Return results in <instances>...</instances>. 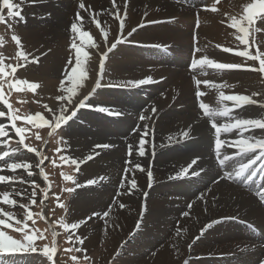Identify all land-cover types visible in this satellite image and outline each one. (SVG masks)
<instances>
[{"label":"bare ground","instance_id":"obj_1","mask_svg":"<svg viewBox=\"0 0 264 264\" xmlns=\"http://www.w3.org/2000/svg\"><path fill=\"white\" fill-rule=\"evenodd\" d=\"M187 1L195 5L209 2ZM12 2L19 4L18 10L24 17L23 20L17 16L13 18L14 34L24 56L22 68L16 71L13 83L15 88L33 91L38 102L35 115L57 126L45 104L59 115L60 106L71 100L65 114L68 115L76 101L87 97L84 100L86 106L77 110L78 118L75 116L66 122L68 129L64 137L69 157L80 159L79 185L70 203L69 223L78 224L75 230L83 240L82 247L91 248L102 236L125 230L127 234L118 237L117 247L126 243L128 235L135 236L129 240L131 246L123 249L124 257L133 251L132 256L121 257L123 264H264V205L259 200V191L255 182L248 184L245 178L236 181L219 179L224 169L214 159L215 131L209 117L198 109L193 77L198 76L202 82L198 87L204 91L202 101L211 108L229 107L225 101L223 105L219 103L220 92L249 96L257 102L230 113L233 118L244 119L264 118V108L260 107L264 103V80L259 72L216 71L199 64L193 71L188 69L197 14L200 26L196 61L207 58L242 62L218 48V45H239L237 32L228 26L234 25L231 18H235L237 28L247 29L251 40L257 38L260 56L264 59V20L261 19L264 16L253 17L249 23L245 11L248 5L264 4V0H221L213 13L196 11V8L181 9L182 6L166 0H115V4L113 0ZM81 3L84 8L80 7ZM3 11L0 0V14ZM171 17H176L177 23L145 25L130 33L141 24ZM255 20L257 25L254 27ZM73 23L79 28L76 33L71 31ZM74 41L81 49V66L73 81L68 77L72 76L75 67ZM214 41L216 47L211 45ZM128 42L165 45L170 52ZM112 44L116 46L109 51ZM105 53L101 72V57ZM148 77L155 81L154 85L118 86ZM205 81L209 83H203ZM97 83L99 87H96ZM31 84L37 87L33 89ZM222 84L227 87L215 86ZM3 95L0 89V96ZM58 96H63L64 100H58ZM0 105L6 110L5 100ZM100 107L109 108L113 114L103 112L104 116H100ZM116 112L120 115H115ZM141 115L151 119L141 120ZM216 121L233 122L225 116H217ZM13 123L10 118L0 119V126H6L3 129L7 133L2 138L20 139ZM144 131H148L143 144L145 155L131 153L127 156V144ZM122 132L124 135L121 136ZM183 132H188V136L184 137ZM240 133V129H233L225 137L227 140L234 135L259 139L264 136V129L250 128L243 130L242 136ZM169 137L173 139L170 141ZM103 142L114 147L102 151L95 147ZM23 146L25 144H21ZM21 147L11 150L8 156L1 149L0 155L11 159L21 155L35 158ZM90 155L93 158L84 163ZM197 157L196 164L189 167ZM245 159L246 155L236 156L228 166L237 163L236 167ZM182 168L188 169L187 174L177 177ZM200 168L203 171L199 176L192 174ZM8 169L2 165L0 174L5 176ZM19 171L29 180L19 182L17 187L27 191L32 190L29 181L43 178L37 168L29 169L32 176H25L24 169ZM148 171L152 172L151 183ZM122 172L126 174V185L120 189L117 185ZM133 179L136 189L130 187ZM91 180L95 183H89ZM7 184L0 182V195L7 192L11 197L15 186ZM260 187H264V180ZM117 190H120L118 196L115 195ZM128 190L133 196L127 194ZM113 196L117 197L114 203ZM119 203L126 206L120 208ZM0 209L3 210L0 216L10 212L2 203ZM239 221L258 228L259 233ZM209 224L212 225L210 228L207 227ZM14 263L18 264L16 260Z\"/></svg>","mask_w":264,"mask_h":264},{"label":"rangeland","instance_id":"obj_2","mask_svg":"<svg viewBox=\"0 0 264 264\" xmlns=\"http://www.w3.org/2000/svg\"><path fill=\"white\" fill-rule=\"evenodd\" d=\"M6 15V21H9L7 23H0V89H2L4 93L3 96H0V104L6 100L9 102V105L7 103L6 110L0 105V111L4 112V115L0 116V119L5 117L7 119L19 117L18 119H13V122L17 128L25 129L23 133V144L35 148L36 152L29 151L25 146L21 147V144L19 143L20 139L2 138V136H0V150L2 149L6 156L9 155L11 150L16 151V148L21 147L35 157L31 158L23 155L13 159L7 157L4 160H0V162H2L0 167L3 165V167L10 168L8 165L13 162H28L32 165L31 168L39 169L42 172V176L40 177H43L46 180L42 178V180L39 179L38 181H34L30 178V189L32 190L27 191L23 187L17 186L19 182L29 180V177L24 178V175L21 174L19 169L15 171H10V169H8L6 171L7 173L5 176H15L20 179L4 182L5 184L8 183L7 185L15 186V189H12V196L10 198L16 200L17 203L15 205H7L0 202L4 207H8V210L11 213H15L10 221L13 226L8 227L0 225V231L12 239L20 241L25 249L28 248L29 243L25 236V233L27 232L28 235L35 237L31 243L37 251L21 250L15 253L0 252V264H15V260L18 264H123L121 262L122 256L123 259H125L126 257L133 255V251H131L126 257H124L125 251H123V249L125 248V250H127V248L131 246L129 240H131L135 234L132 235V238L128 235L126 243H123V245L119 244L117 247L116 243L118 237L127 233L125 230H121L119 233L114 231V235L102 236V238L97 240L93 247L84 249L79 242V239H77L80 238L77 231L71 228L69 223V211L71 209L70 203L78 189L77 186L79 185L78 175L80 159L78 158L75 160L77 163H72L74 159L70 158L67 152L66 139L64 137H66L65 131L68 129V125L64 123L55 126L53 124L44 123L43 120H40V116L35 115V112L37 111L35 108L38 106V102L34 98L33 91L29 88L21 89L14 87L13 82H15V73L17 70H21L24 58L21 55L20 43H17V41L13 39L15 34L12 17H9L7 12ZM17 65H20V67H17ZM155 90L158 92V89L155 88ZM162 93L163 92H161V94ZM32 107H34V109ZM134 116L135 114L132 118H134ZM128 123L130 124V122ZM81 124L82 123H78V125ZM0 128H6V126L3 125L0 126ZM123 132L121 133V136L127 131ZM237 137L241 138L237 135L232 136V138ZM232 138L228 141L232 142ZM225 139L226 137L223 138V140ZM140 140V135H135L133 139L130 140L126 146L128 151V153L126 152L127 156L130 155V148L131 153L138 155L137 152ZM100 144H106V142ZM102 150L105 149H101V151ZM224 150L228 154L231 153V150L227 149V145L223 146L221 153ZM92 151L93 150H90V152ZM37 153H40V155H37ZM234 158H231V160ZM41 160H43V163H41ZM83 162H88V159H84ZM27 174L26 171L25 176ZM121 176L123 178L121 177V181L117 185L120 189L122 188L120 186L122 183L124 186L126 185V179L124 178L126 174L122 172ZM68 177H71L72 179H68ZM34 188L36 191V204L31 205L28 197ZM68 189H71V191H68ZM119 191L120 190H117L115 192L116 196L119 195ZM17 192L24 193V196L16 195ZM127 194L133 196L131 190H128ZM116 196H113L112 203L116 201ZM21 204L30 205V210L33 213L32 219L36 221L35 225L32 224V220H27L26 227L23 224L17 223V221H23L26 219L27 210L21 208ZM110 204L108 205V208L112 205ZM37 213H41L45 218L37 216ZM106 217H109V214H107ZM4 220L7 225L9 219L5 216ZM63 225H67V227ZM17 228L20 230H17ZM33 228L39 229L40 232H43L44 238L41 239L39 232H34ZM53 233H55V235ZM69 235H72V241L68 240ZM45 248L51 250V260L44 254ZM76 249H80V251H77ZM146 252H149V249H147ZM185 260L187 261L188 258H185Z\"/></svg>","mask_w":264,"mask_h":264},{"label":"snow or ice","instance_id":"obj_3","mask_svg":"<svg viewBox=\"0 0 264 264\" xmlns=\"http://www.w3.org/2000/svg\"><path fill=\"white\" fill-rule=\"evenodd\" d=\"M216 2L218 3L219 0H216ZM113 3L115 4V0H113ZM19 4L17 3H13L12 0H2V8L3 9H8V16L9 17H16L19 16L21 20L24 19L23 16L20 15V11L19 9ZM81 8H84V4L81 3L80 4ZM256 8H264V4H250L246 7L245 11L247 12V21L249 23L252 22L253 20V15L252 12L254 9ZM215 10V9H213ZM119 18V17H117ZM95 19V18H94ZM233 19L234 25L235 26H239L236 21L235 18H231ZM262 20H264V17H261ZM0 21H4V16L0 15ZM97 27H99V23H97ZM123 27V21L121 20V28ZM257 31H259L260 29H256ZM71 31L73 33H76L79 31V28L77 27L76 23H73L71 26ZM101 31L103 32L104 29H101ZM132 31H135V29H133ZM241 32H244L245 35H247V29L246 28H240ZM130 34V33H129ZM13 39H15L17 41V43H19V39L15 36H13ZM89 39H91V37H89ZM106 42V41H105ZM242 42L247 45L248 41L247 39H243ZM93 47H98V45H92ZM116 45L113 44L112 48H114ZM72 47L76 50V60H75V67L74 69H72V76H69L68 79L69 80H73L75 78V74L76 71H78L80 69L81 66V60H80V52L81 49L79 47H77L75 41L72 44ZM218 47H220L218 45ZM111 49H109L110 51ZM197 51H199V49H196ZM224 51H231V49L229 48H224ZM239 55L242 56H249V58L251 59H256V56H251L248 52L244 51V52H239ZM21 55H23V53H21ZM85 56L87 55L86 53L84 54ZM258 55H261L258 53ZM106 58V53L102 55L101 57V72L103 71V59ZM197 64H199L201 67L207 65L210 66L214 69L217 70H222V69H229V68H236V67H240V65H234V64H226V63H217L214 62L213 60L207 59V58H203L199 61H194L191 65V67L193 69H195L197 67ZM17 67H20V65H17ZM260 71L264 72V59H260ZM193 79L195 80V77H193ZM154 81L151 79V77H148L146 79H141L138 81H128L125 82L121 85H118L119 87H139L142 85H146V84H150L153 83ZM196 84L199 86L202 82L199 80H195ZM203 83H209V82H203ZM31 88H36L37 85L36 84H31L29 85ZM99 83H97L96 87H99ZM109 87H111L112 85H108ZM218 88H223V87H227V85H215ZM68 91H72V89H68ZM197 95L198 96H202L204 95L203 92L199 91V88H197ZM253 95H256V93H253ZM58 100H64L63 96H58L57 97ZM87 97L84 98V100H86ZM84 100H79L75 102V107L72 109L71 113L68 115H65L68 112V105H70L72 103L71 100L68 101V104H62L60 106V114L58 115L56 111H53L52 109L48 108L47 105H44V107L52 113V118L55 121L56 125L58 126L60 123H66L68 120H71L73 117L76 116L77 114V110L79 108L85 107V103ZM223 101H233L234 102V106L235 107H239L242 104H253L256 103L255 101H253L250 97L248 96H243V95H236V96H232V95H225L223 92H220L219 94V103L221 105H223ZM6 102V101H5ZM199 107L201 109H203L204 114L206 116L209 117L210 121H211V127L213 129H215V143H214V151L216 154V158L218 161V164L221 166V168L224 169V171L222 172V175H220L219 179L220 180H226V181H236L242 178H246V174L248 177H250L253 174V171H250L251 166L255 165L257 163L258 160H262L264 159V136H262L261 138L257 139V138H253L252 140H249L248 138H239L236 139L235 141H228V140H222L221 137V133H228L231 132L233 129H240L241 133L240 135L242 136V132L245 129H255V128H260V129H264V118H248V119H243V118H233L230 116V109L227 106H222L221 108H211L208 104L201 102L199 104ZM260 107L264 108V103L260 104ZM99 111L102 112H108L110 114L111 110L107 107H100ZM153 112H155V109L153 108ZM115 115H120L119 112L114 113ZM4 112L0 111V116H3ZM217 116H225V117H230V119L234 120V122H230V123H224L221 125H218L216 123V117ZM19 117H14L13 119H18ZM139 119L141 120H150L151 117L150 116H144L141 115L139 117ZM44 123H48L47 120L44 121ZM13 127H15V124L13 123ZM16 133L20 136V144L24 143V128H15ZM7 133L4 131L3 128H0V136H6ZM148 135V131H144L141 134V140H140V144L138 146V152L137 154L140 156L145 155V151H144V137ZM182 135L184 137L188 136V132H183ZM39 138V137H38ZM173 139V137H169V140L171 141ZM227 145L228 147H233L237 150V152L241 155V156H248V161L245 163H242L239 165V167H235L234 163L231 165V167L228 166V162L231 160V156L228 153H221V148L223 146ZM25 147L28 148L29 151L31 152H36L35 148H31L28 147L27 145H25ZM96 148H101V149H108L110 147H114L113 145L110 144H98L95 145ZM257 149H259V151L257 152ZM98 155V153H96ZM129 154H131V148L129 149ZM255 154V155H253ZM37 155H40V153H37ZM93 157L90 155L88 157H86V159H92ZM198 157L193 159L191 164L189 165V167H191L192 164H196ZM41 163H43V160H41ZM72 163H77V161L73 160ZM8 167H10L11 170L15 171L17 169H24L25 171L28 172V175L31 176L33 173L31 171H29V169H31L32 165L28 162H13L10 165H8ZM137 168H140V165L137 164L136 165ZM141 171H143V169H140ZM203 171V168H200L197 171H194L192 174L199 176L200 172ZM188 169L187 168H182L177 174V177H183L187 174ZM148 175V179L149 182H152V172L148 171L147 173ZM16 179H20L19 177H7V176H2L0 175V182H5V181H11V180H16ZM68 179H72L71 177H68ZM23 182H27V181H23ZM89 183H95V180H91L89 181ZM122 188L124 187V184L122 183L120 185ZM38 187V186H36ZM130 187L131 189H136L137 185L135 180L133 179L130 183ZM43 191V190H42ZM68 191H71V189H68ZM16 195L18 196H24V193L21 192H17ZM260 199L262 202H264V192H260L258 193ZM46 196V193H45ZM36 191L35 188L33 189V191L31 192V194L29 195L28 199L30 200V204L31 205H35L36 204ZM204 197H201V199H203ZM58 199V198H57ZM0 202H2L3 204H7V205H15L17 203L16 200L14 199H10L9 193L4 192L2 195H0ZM21 208L26 209V219L23 221H17L18 224H23L25 227L27 226V220H32V224L35 225L36 221L34 219H32L33 217V213L30 210V205L29 204H21L20 205ZM126 205L123 203H119V207L120 208H124ZM3 210L0 209V212H2ZM37 216H40L41 218H45L41 215V213H37ZM184 215H188L187 212L184 213ZM4 216L9 218V223L6 225L5 220H4ZM14 214L11 212H3V215L0 216V225H5L8 227H11L13 225H11L10 221L13 218ZM65 227H67V225H63ZM212 225L209 224L207 225V227H211ZM78 227L77 223H73L71 224V228L75 229ZM137 227H139V225H137ZM17 230H20L19 228H17ZM34 232H39L40 238L43 239V232H40L39 229H35L33 228ZM55 235V233H53ZM26 239L29 242L28 243V248H24L23 245L21 244L20 241L12 239L11 237L5 235L2 231H0V252L2 253H15L17 251H37V249L35 247L32 246V241L35 238L32 235H28V233H25ZM79 242L82 244L83 240L80 238ZM68 240L72 241V235L68 236ZM77 251H80V249H76ZM67 251V249H66ZM44 254L47 255L49 257V259L51 260V250L45 248L44 250Z\"/></svg>","mask_w":264,"mask_h":264}]
</instances>
